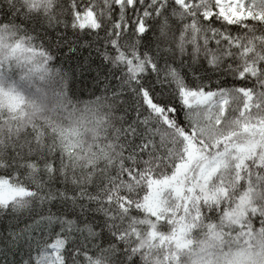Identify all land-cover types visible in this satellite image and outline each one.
I'll return each instance as SVG.
<instances>
[{
    "label": "snow or ice",
    "instance_id": "obj_1",
    "mask_svg": "<svg viewBox=\"0 0 264 264\" xmlns=\"http://www.w3.org/2000/svg\"><path fill=\"white\" fill-rule=\"evenodd\" d=\"M0 264H264V0H0Z\"/></svg>",
    "mask_w": 264,
    "mask_h": 264
}]
</instances>
